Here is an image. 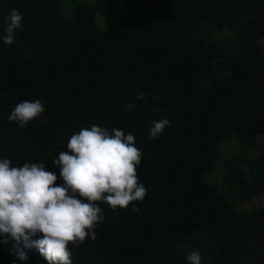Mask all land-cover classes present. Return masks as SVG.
Listing matches in <instances>:
<instances>
[{"label": "trees", "instance_id": "trees-1", "mask_svg": "<svg viewBox=\"0 0 264 264\" xmlns=\"http://www.w3.org/2000/svg\"><path fill=\"white\" fill-rule=\"evenodd\" d=\"M13 8L23 19L12 45L0 40V158L43 162L62 184L52 160L93 124L131 132L143 152L146 197L116 211L101 203L96 239L69 245L72 264H188L192 250L201 264H264V206L239 211L208 180L224 160L242 199L264 193V149L243 151L264 133V0H0V35ZM36 99L39 118L7 119ZM0 264L47 261L0 234Z\"/></svg>", "mask_w": 264, "mask_h": 264}, {"label": "clouds", "instance_id": "clouds-1", "mask_svg": "<svg viewBox=\"0 0 264 264\" xmlns=\"http://www.w3.org/2000/svg\"><path fill=\"white\" fill-rule=\"evenodd\" d=\"M22 19L23 14L13 8L0 40L12 45ZM137 99L144 100L145 93ZM133 107L127 105L128 110ZM44 111L41 100H23L12 107L7 119L24 128ZM168 126L166 117L152 121L149 137L159 138ZM135 139L123 129L97 124L81 128L68 139L67 151L52 160L62 184L55 183L57 174L46 170L43 162L15 167L10 159L0 158V234L9 235L24 248L36 249L47 264H72L69 245L79 247L89 238L96 239L95 230L104 220L101 203L116 211L146 197L148 190L137 171L143 152L135 146ZM17 255L27 259L22 250ZM186 259L188 264L202 261L198 250L189 252Z\"/></svg>", "mask_w": 264, "mask_h": 264}, {"label": "rangeland", "instance_id": "rangeland-1", "mask_svg": "<svg viewBox=\"0 0 264 264\" xmlns=\"http://www.w3.org/2000/svg\"><path fill=\"white\" fill-rule=\"evenodd\" d=\"M83 2L90 3L91 0H83ZM66 6L67 7L69 6L68 3H66ZM95 23L100 29L105 28V23L102 20V18L97 17L95 19ZM233 34L234 32L230 33V31H224L219 35V36L225 35L228 38L229 43H225V44L231 47L232 50L235 49L236 46L235 40L233 39ZM215 42L217 43V39L215 40ZM222 45L225 46L224 44ZM262 45L264 46V40L262 41ZM193 85L194 88H198L197 86H195L194 81H193ZM232 145L234 147V144ZM223 146L224 144L221 145L222 148ZM261 149H264V133H261L258 136L257 143L255 146H247L243 151L250 158L251 156L254 157ZM227 171H228V166L226 162L224 160L218 161L215 170L212 173H210V175H208V180L212 183H216L217 185H220L226 198L231 200L236 205L239 211L241 210L251 211L253 209H256L257 207L264 206V193L263 194L261 193L246 200L242 199L241 196L239 195L237 184L225 178V174L227 173Z\"/></svg>", "mask_w": 264, "mask_h": 264}]
</instances>
